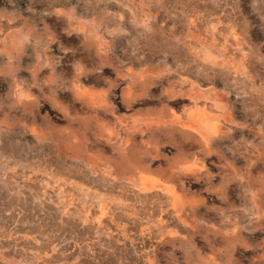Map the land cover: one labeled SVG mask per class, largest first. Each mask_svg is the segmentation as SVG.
<instances>
[{"label": "rangeland", "instance_id": "1", "mask_svg": "<svg viewBox=\"0 0 264 264\" xmlns=\"http://www.w3.org/2000/svg\"><path fill=\"white\" fill-rule=\"evenodd\" d=\"M0 264H264V0H0Z\"/></svg>", "mask_w": 264, "mask_h": 264}, {"label": "bare ground", "instance_id": "2", "mask_svg": "<svg viewBox=\"0 0 264 264\" xmlns=\"http://www.w3.org/2000/svg\"><path fill=\"white\" fill-rule=\"evenodd\" d=\"M164 193H165V192H164ZM165 196H166V195H165ZM165 196H164V197H165ZM169 197H170V196H169ZM139 199H140V198H139ZM149 199H150V198H149ZM165 199H167V198L165 197ZM160 203H161V202H160ZM165 217H166V216H165ZM161 222H162V221H161ZM159 228H160V227H159ZM164 228H165V227H164ZM136 232H137V231H136Z\"/></svg>", "mask_w": 264, "mask_h": 264}]
</instances>
